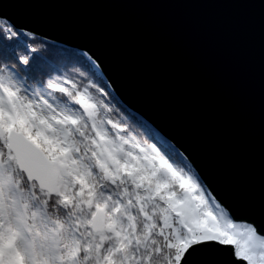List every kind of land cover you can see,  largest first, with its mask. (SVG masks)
I'll list each match as a JSON object with an SVG mask.
<instances>
[{
  "label": "snow or ice",
  "instance_id": "6c2138e0",
  "mask_svg": "<svg viewBox=\"0 0 264 264\" xmlns=\"http://www.w3.org/2000/svg\"><path fill=\"white\" fill-rule=\"evenodd\" d=\"M36 38L0 12V264H264V217L136 131L88 52Z\"/></svg>",
  "mask_w": 264,
  "mask_h": 264
},
{
  "label": "water",
  "instance_id": "95a60500",
  "mask_svg": "<svg viewBox=\"0 0 264 264\" xmlns=\"http://www.w3.org/2000/svg\"><path fill=\"white\" fill-rule=\"evenodd\" d=\"M0 12L88 52L238 217H264V0H3Z\"/></svg>",
  "mask_w": 264,
  "mask_h": 264
},
{
  "label": "trees",
  "instance_id": "16d2710c",
  "mask_svg": "<svg viewBox=\"0 0 264 264\" xmlns=\"http://www.w3.org/2000/svg\"><path fill=\"white\" fill-rule=\"evenodd\" d=\"M40 41H43L44 43L46 44H58V45H61L63 47H67V48H72V49H75L77 51H81V52H84L80 49H77V48H74V47H71V46H68V45H65V44H62V43H58V42H55V41H51V40H48V39H45V38H42L40 36L37 35V38H36V41L35 43H37V45H39ZM98 69H99V75H100V78L102 79V81L104 83H106L109 87V90L112 92V100L114 102V106L115 105H119L120 109H123V112L121 113V115L123 116L124 113H127V116L128 117H132L135 121H136V124L133 125L134 129L138 132L141 131V129L139 127H137V125L139 124H143L145 127H148L149 129H153L155 130L157 133H159L161 136L165 137L164 135H162L155 127H153V125H151L148 121H146L142 116H140L138 113H136L135 111L131 110L129 107H127L120 99L119 97L114 93L113 89L111 88L108 80L106 79V77L104 76L102 70L100 69L99 65L96 63ZM125 119H127V117H124ZM166 138V137H165ZM167 139V138H166ZM169 140V139H168ZM170 141V140H169ZM171 142V141H170ZM172 143V142H171Z\"/></svg>",
  "mask_w": 264,
  "mask_h": 264
}]
</instances>
